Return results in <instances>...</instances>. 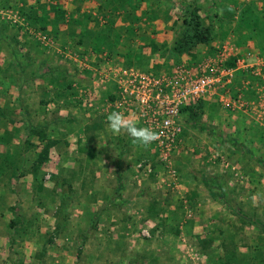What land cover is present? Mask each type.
<instances>
[{"label": "rangeland", "instance_id": "rangeland-1", "mask_svg": "<svg viewBox=\"0 0 264 264\" xmlns=\"http://www.w3.org/2000/svg\"><path fill=\"white\" fill-rule=\"evenodd\" d=\"M45 1L49 4L50 0ZM157 1L158 18L151 21L153 27L147 26V31L159 34L169 43L163 54L164 63L158 65L159 70H164L169 65L181 63L183 57L189 55L179 58L171 51L179 31L176 27L172 30L171 26L175 20L181 24L182 7L187 0L185 4L180 0ZM166 1L174 3L171 9L166 7ZM26 2L28 5H21V0H0V51L8 55L10 66L15 68L8 67L4 89L0 79V99L7 94L10 97L14 93L26 95L29 86L24 77L32 82L34 68L45 70L40 75L41 87L33 94L35 103L31 105L32 115L35 114L38 121L29 122L26 106H22V112L27 117L23 121L15 120L14 107L8 105V101L2 106L0 103L4 127L21 129V136L14 138L16 144L12 138L5 137V152L3 156L0 154V264H264V166H261L264 134L250 120L246 123L248 129L242 125L243 122L238 121L240 114L224 112L226 116L238 117L228 122L225 115L216 113L214 100H210V113H205L200 106L195 111L187 110V123L196 135H191L189 129L182 132L181 145L167 161L162 160L151 146L134 143L125 132L119 135L122 140L112 134L113 142L123 149L120 168L127 165L129 156L136 155V148L141 152L133 158L136 169H139L141 156L142 163L149 164L151 170L146 175L142 173V180L132 174L129 178L126 176L127 181L120 180V189H115L118 182L110 173L101 180L67 179V169L54 163L60 155L53 152L54 145L48 148L47 161L51 162L37 165L44 144L60 141L59 135L64 129L59 124L61 119L80 118L77 122L85 120L93 126L91 117L94 119V114L87 108L93 96L85 99L86 104H82L81 110L75 106L63 107L59 99L62 96L60 84L72 81L76 71L73 59L82 58L76 47H62L50 29L32 26L25 16L30 1ZM146 2L156 4V0ZM248 2H256L259 8L262 6L261 0H195L194 7L204 25L219 18L226 20L221 24L214 23L215 34L210 44L192 51L205 48L204 56H214L225 45L243 48L236 27L242 5ZM91 10L99 23L105 21L97 10ZM214 13L218 14L217 20L213 19ZM141 23L146 25L148 21ZM142 25L137 27L144 30ZM247 42L252 48L253 39L248 38ZM57 49L71 51L72 56L64 60ZM104 54L108 53L105 51ZM46 55L47 61L49 58L51 61L40 67ZM149 57H152V63L136 59L134 65L140 69H153L151 66L161 56L152 53ZM88 61L94 69H85L82 79L94 81L101 87L97 81L100 58L90 57ZM49 70L56 74L52 76ZM51 82L57 86L49 96L51 99L45 102L44 86ZM253 83L255 81L251 80ZM234 94L228 92V98H234ZM98 100L104 101L97 96L92 102ZM47 106L49 110H46ZM82 110L90 119H84ZM46 112L51 113L46 117ZM239 126H245L242 134L235 133ZM198 127L204 128L199 129L201 134H197ZM50 128L58 130L56 137L51 136ZM39 132L47 134L42 142L35 136ZM93 139L95 141L86 139V143L90 146L105 144L108 148L109 143L112 144L104 134L100 140L98 137ZM79 143L82 140L68 144L74 147ZM113 155L104 149L100 158L109 159ZM123 173L127 171H121V176ZM193 187L196 196L190 194ZM83 191L85 196L81 194Z\"/></svg>", "mask_w": 264, "mask_h": 264}, {"label": "crops", "instance_id": "crops-1", "mask_svg": "<svg viewBox=\"0 0 264 264\" xmlns=\"http://www.w3.org/2000/svg\"><path fill=\"white\" fill-rule=\"evenodd\" d=\"M29 4H33V6L35 4V2H33L32 0H29ZM263 0H261L262 2ZM27 3V2H26ZM47 1H41L40 0V4H43L42 7L43 9H45L46 12H48L47 10H49V5H56V2L53 1H49V4H47ZM263 3V2H262ZM62 7L65 10V24H61L59 26L58 29V34L55 33L53 31L52 28H48L50 29V32H53L56 39L59 40L61 42L62 47L66 46V47H72V43H73V39L71 40V38L66 35L67 33V21L69 20V17L71 15V13L75 10V6L73 4L72 0H62L61 1ZM60 4V5H61ZM28 5V3H27ZM97 5H99V0H89L87 3H85V5H83V10L86 12V14L88 16L91 17V19H93L96 23L98 22V19L95 18L96 14L93 13L91 9H95ZM263 6V4H262ZM118 13H122V11H118ZM101 15V14H100ZM48 16H52V14H48ZM102 19H106L104 17V15L102 16ZM142 21H148V24L146 25H142V23L140 24V22ZM153 21V20H152ZM103 23H105V21H103ZM103 23H99V25H102ZM151 21L148 19H141L140 21L135 23L136 28L138 29L137 32L139 34V36L136 39V45L140 47L141 50V54L140 56H144V54L146 55V59L148 60H152L151 56L152 52L150 51V48L146 46L147 42L150 41H154L156 43V45L158 46L159 50L153 54H156L158 57L161 56L160 60H157V63H153V65L151 67H153V69H150L151 71H159L158 73H169L171 71V69L174 67V65H169L167 66L164 70H159V66L164 63V58H163V54L167 49V45H169V43H167L166 41H164L163 38L159 37V34H153L150 33L149 31H147L149 28L148 27H153V25L150 24ZM161 23V22H160ZM139 25L144 26V30L142 29V27ZM162 26H166L163 25L161 23ZM138 26V27H137ZM148 26V27H147ZM89 28V27H88ZM259 37V36H258ZM54 39V40H56ZM230 38H228L229 40ZM143 40V42H142ZM253 41H255L253 39ZM260 42H264L263 40ZM248 42H245L244 44L242 43V47L243 48H239L237 46H235L234 44H232L231 46L234 47V49L237 50V54L239 55H244L246 52H251L253 55V58H250L249 60H247V62L251 65L253 64V68L254 70H256V72H258V75L255 76L252 74V69L251 70H237L235 72L234 75V79L233 81L226 85L224 87V89L222 88H217V90L202 98L200 101H198L197 103H193L191 105H189L186 109H184L180 116H179V123L183 128V133H185L186 131H188V129L191 131V135H196V134H192L193 132V127L189 126V124L187 123L186 120V113H188L187 110H193L195 111L196 108H198L199 106L201 107L202 110H204L205 113H210V106H211V101L214 100V104L216 105V113H218L219 115H225V113H235L237 115L240 114V119H238L239 122H243L242 125L246 126V123H248V120H250L252 122V125H255L256 127H259V129L262 131V134H264V120H261L259 122L256 121L255 116H254V112L253 109L258 110L259 107L264 108V43L261 45L256 44L255 42L253 43L254 45L252 46V48L250 46H248L247 44ZM227 44V42H226ZM228 44H230L228 42ZM255 45H258V47H256ZM87 46V45H86ZM79 48H82L81 50H78ZM142 48V49H141ZM250 48V49H249ZM66 50H70L69 48H65ZM205 48H197V50L195 51H191V54L186 56V58L183 57V59L181 60V63L179 64H184L187 65L188 67H190L191 69H195L196 66L200 63H202L203 61L207 60L208 58H212V55H208L206 54L205 56L203 55L204 53H206V51L204 50ZM252 49V50H251ZM85 50H88L87 52H84ZM199 50V51H198ZM251 50V51H250ZM59 51L60 52V56L62 57V59L65 60L66 57H70L72 56V52H62V50H56V52ZM76 51L79 53V56L82 59H73V61H75L74 64V68L76 69L74 77L72 79V81H67L65 82V84L62 85V83L60 84V92H62V96L59 97L61 104L63 105V107L68 108V106H75L76 109L81 110V107L83 105H85V99L89 96V98L91 97V95L93 96L92 98H90L89 100L91 101L89 103L90 107H87L93 115L94 119L91 117L92 121H94L93 126L91 127L90 124L87 122L85 123V120H82L81 122H77L80 120V118L77 120V118H64L63 120L61 119L59 121V124L62 125V127H64V129L62 130V134H60L59 136H61L60 141H58L57 143L54 144L53 146V152H55L56 154H60L59 157L56 158V161L54 162L55 164H57L58 166H60V168H66L67 169V179L73 180H101L102 176L104 175H108L109 173L111 174V177H113V180H115L116 182H118V180H126L127 178L126 176L129 178V175L132 174L134 175L133 177H141L140 179H144L142 175V173H144V175H146L145 173H149L151 170L149 168V164H147L148 166H145V163H142V157L139 156L141 158V163L139 162V164L137 165L139 167V169H136V165L133 162V158H135L137 156V153H141L139 152L140 150H137L135 148V152L136 155L133 156V154L131 156H129L126 160L127 165L123 166L120 168L121 166V160H122V150L120 149V144L116 146V142H113V136H111L113 133L109 130L108 128V124H107V120L106 117L109 113L117 111L113 106H112V102L113 100H115L116 95H117V89L116 86L113 82H109L104 86L99 87L97 84H95L94 81H85L84 79H82V73L85 71V69H94L93 66L91 65V62L89 63L88 58L91 57L95 58L97 56H99L100 61H99V65L97 67H99L100 69H103L104 67H109L112 65H118L121 68H127L124 67L123 64L121 63L120 60L118 59H114L112 57H109L108 54H104L105 51L103 52H95L93 49L88 48L86 49L85 47L82 46H78L76 47ZM23 52V51H22ZM58 52V53H59ZM196 52H200V56H197ZM66 53V54H65ZM103 53V54H102ZM103 56H102V55ZM199 54V53H198ZM75 55V54H74ZM95 55V56H94ZM47 55L45 56L44 60H42L41 62H43V64L40 65V67L44 66L45 62H49L51 61V59L49 58V60L47 61ZM1 58H3V60H1ZM72 58V57H71ZM109 58V59H108ZM84 61V63L79 62V61ZM79 62V63H78ZM167 62V61H166ZM147 63V62H145ZM152 63V61H151ZM169 64V62H167ZM13 66V65H12ZM157 66V67H155ZM8 67L10 66V59H8V55L3 52L0 51V79L2 80V89L5 88V82H6V73L8 70ZM97 67H95V69H98ZM12 69L14 67H11ZM150 68V67H149ZM15 70V68H14ZM39 72V76L38 73ZM44 71H37V67L36 69H33V81L31 82L30 79L25 78L24 80L27 82L28 84V93H26V95H21L18 93H14L13 97L8 96L9 94H7L6 97H3L0 99V103L1 106L5 105V103H7L8 101V105L13 106L14 107V112L16 114V119L15 120H21L23 121V119H25V113L24 111L22 112V106H26L28 108V117L27 119L29 120V122L31 124H33L35 121L37 120V116H35V114L32 115V106L33 103H35V99L33 98V94L37 91V89L39 87H41V81L42 78H40L41 74H44ZM50 74L53 76L56 74V71L53 70H49ZM240 72V73H238ZM248 76V77H247ZM36 77H38L39 79H36ZM251 80L255 83H253V85L251 84ZM241 81V83L239 82ZM48 83V82H47ZM46 84V83H45ZM238 84H240V87H235ZM20 85L21 83H18V90L20 89ZM59 85V84H58ZM251 85V86H250ZM1 86V85H0ZM57 85H52V82L50 83V85H46V87L44 86V95H45V102H48L49 99H51L50 95H52V93H54V90L56 88ZM27 90V89H26ZM53 90V91H52ZM235 90V91H234ZM1 91V89H0ZM3 94L4 95V90ZM17 91V90H16ZM235 92L234 94V98H228L227 93H231V92ZM2 92H0L1 94ZM223 93L225 94V96L223 95ZM100 95H103V98L100 97ZM237 95V96H236ZM50 96V97H49ZM97 96H99L100 99H104V101L99 102V100L97 102ZM240 97L241 103L243 104V107H238V106H234V107H229L226 108L225 107V102H229L232 104V101H235L237 98ZM43 99V100H44ZM34 102H32V101ZM92 100H94L92 102ZM211 100V101H210ZM52 103H55L56 101L51 100ZM42 103V102H41ZM51 103V102H50ZM48 105H50L49 103H47ZM83 104V105H82ZM65 109V108H64ZM84 111H86L85 107L82 108ZM46 110H49V107L47 106ZM83 110L81 111V113H83L84 115V119H90L89 116L87 117L86 112H83ZM224 110V111H223ZM230 110V111H229ZM121 112L128 120L134 122L136 124L137 127H140V124L138 122L137 119V115L135 113L134 109L131 110H127V111H119ZM225 112V113H224ZM51 112H46L45 115L46 117L50 114ZM221 113V114H220ZM226 113V114H227ZM213 114V111H212ZM215 114V113H214ZM259 114V113H257ZM3 115V114H2ZM0 116V154L3 156L4 152H5V137H11L14 141V138H17L19 136H21V129L18 127L16 129H11L8 128L9 126H5L4 127V116ZM18 115V116H17ZM236 116H232V115H225V117L228 118V122L230 121H235V119H237L238 117ZM241 116L243 118H241ZM98 117V120H96V118ZM244 120H246V122H244ZM249 121V122H250ZM245 126H239L237 129H235V133L236 132H244V130L242 129V127ZM248 129V126H246ZM47 128V125L46 127ZM202 127H198L196 128L197 134H199L201 131ZM54 129V128H53ZM50 128V134L51 136L54 135V137H56V131L58 130H53ZM200 129V130H199ZM204 129V128H202ZM258 129V130H259ZM77 130V131H76ZM76 131V132H75ZM249 132V130H248ZM183 133L180 136V141H179V145L181 144L182 141V136ZM234 133V134H235ZM56 134V135H55ZM104 136L106 138H108L110 141H112V144L109 143V148L107 146H103V144H98V145H89L86 143V139L88 141H95V139H93L94 137H98V140L101 139V136ZM201 134V133H200ZM242 134V133H241ZM115 135V134H113ZM45 136H47V134H45ZM119 135L117 137V140L119 139ZM56 139V138H55ZM53 138H51V140H55ZM115 139V137H114ZM59 140V139H58ZM82 140V143H79V145H75L74 147H71L70 144H68L70 141L72 143H74V141L77 143V141ZM122 140V139H121ZM97 141V140H96ZM107 141V139H106ZM105 141V142H106ZM99 142V141H98ZM14 144L15 141H14ZM149 146H151L153 148V150L157 153L156 149L154 148L153 144L150 143ZM18 147V146H17ZM36 148H38V145L36 146ZM130 147V146H127ZM20 148V146H19ZM107 149V152L110 151V153H114L112 158H100L101 156V152L102 150ZM210 150V148H208ZM208 150V151H209ZM207 151V150H206ZM58 152V153H57ZM3 153V154H2ZM128 153V152H127ZM47 162H51V161H46ZM44 166V165H43ZM42 166V167H43ZM141 167V168H140ZM107 170V171H105ZM121 171H127V173H123V175L121 176L120 172ZM253 174L255 175V171L253 170ZM108 177V176H107ZM146 179V178H145ZM124 187V185H123ZM121 185L120 182L117 183L115 189H120ZM82 196H85V192L83 191ZM80 194V195H81ZM190 194L193 196H196V188H191ZM146 201H148V198H146ZM175 209H178L175 208ZM171 210V209H168ZM115 258V260L117 259L115 256H112ZM220 259V258H219ZM240 261V260H239Z\"/></svg>", "mask_w": 264, "mask_h": 264}, {"label": "trees", "instance_id": "trees-1", "mask_svg": "<svg viewBox=\"0 0 264 264\" xmlns=\"http://www.w3.org/2000/svg\"><path fill=\"white\" fill-rule=\"evenodd\" d=\"M33 1V0H32ZM56 2V5H49L48 12L39 6L40 0H34L36 6L29 4L27 7L28 13H25L27 21L38 29L47 30L52 28L55 33L58 34V29L61 24H65V10L62 7V0H50ZM75 6V10L71 13L69 20L67 21V33L73 43V47L82 46L86 49L91 48L95 52L106 51L109 57L118 59L121 61L124 67L136 68L143 72L157 75L159 71H151L150 69H140L134 65V60L141 62L146 57H141L140 47L136 45V39L139 36L135 23L145 18L150 21L158 18V3H147V0H99L96 10L104 15L105 23L99 25L83 10V5L89 0H72ZM173 2L172 0H169ZM176 1V0H175ZM178 1V0H177ZM185 2L186 0H180ZM263 6L260 8L255 3H246L242 5V9L239 15V23L236 27L237 35L240 44L247 42L248 38L254 39L258 45L264 42V0ZM142 3L145 6L142 7ZM166 3V7L172 8L174 3ZM186 3V4H185ZM182 7V19L181 24H178V20L173 22L171 26L172 30L178 28V34L171 45V51L176 57H181L184 54H191V51L198 46H207L210 44L214 31V23H223L226 19L219 18L218 14H213L212 22L206 26L203 24L202 18L199 15L198 9L194 6L195 0H187ZM61 4V5H60ZM21 5H27L26 0H21ZM122 13H118V11ZM139 13V15H138ZM52 14V16H48ZM89 27V28H88ZM251 36V37H250ZM259 36V37H258ZM143 42V40H142ZM87 45V46H86ZM258 45H255L258 47ZM150 48L152 53L159 50L154 41H148L146 44ZM142 49V48H141ZM236 58H230L226 62V66L233 68L235 66ZM240 73V72H238ZM39 141L42 142L45 138V134L42 132L37 133ZM11 139V137H10ZM55 144V143H54ZM53 142L46 143L43 146V150L39 153L37 159V165L40 166L48 159V148L54 145ZM264 166V162L261 165ZM120 180H118V183Z\"/></svg>", "mask_w": 264, "mask_h": 264}, {"label": "built area", "instance_id": "built-area-1", "mask_svg": "<svg viewBox=\"0 0 264 264\" xmlns=\"http://www.w3.org/2000/svg\"><path fill=\"white\" fill-rule=\"evenodd\" d=\"M237 53L234 47L225 45L195 69L177 64L169 73L157 75L133 67L112 65L98 71L97 81L102 86L109 82L115 84L117 95L112 106L117 111L134 109L140 127L150 128L159 134L158 140L152 144L161 159L167 161L179 145L183 131L179 116L184 109L214 93L217 88L224 89L233 81L237 70L252 69V74L258 75L254 65L247 62L253 58L252 53ZM233 57L236 58L235 66L227 67L226 62ZM224 103L225 107H243L240 97L232 104ZM253 112L257 122L264 120V108L253 109Z\"/></svg>", "mask_w": 264, "mask_h": 264}, {"label": "clouds", "instance_id": "clouds-1", "mask_svg": "<svg viewBox=\"0 0 264 264\" xmlns=\"http://www.w3.org/2000/svg\"><path fill=\"white\" fill-rule=\"evenodd\" d=\"M109 130L120 135L122 132L127 133L134 143H140L147 146L150 143L158 140L159 134L147 127H137L136 124L128 120L121 112L114 111L106 117Z\"/></svg>", "mask_w": 264, "mask_h": 264}]
</instances>
